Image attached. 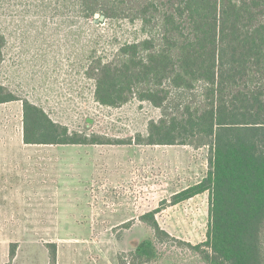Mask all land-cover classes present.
Listing matches in <instances>:
<instances>
[{
  "label": "rangeland",
  "instance_id": "obj_1",
  "mask_svg": "<svg viewBox=\"0 0 264 264\" xmlns=\"http://www.w3.org/2000/svg\"><path fill=\"white\" fill-rule=\"evenodd\" d=\"M99 26L97 31L90 28L71 0H0V33L6 40L0 85L18 99L0 104V158L8 155L3 156V151L9 152L13 161L7 169L27 175L41 166H35V158H42L45 188L44 228L23 229L19 214L11 213V223L0 228V239L18 243L12 264H48L45 244L52 243L57 246V264H128L134 247L150 236L140 217L158 211L157 223L176 241L160 244L164 259L150 264H202L185 245L205 240L210 197L204 192L176 205L171 201L202 181L209 151L183 145H137L135 139L147 137L149 123H157L161 111L135 99L119 108L94 102L93 83L85 76L91 39H98L100 54L111 48L105 40L115 36L130 41L138 27ZM187 99L196 100L194 95L180 93L170 99L169 106L179 108ZM22 100L43 109L70 133L131 140V144L23 147ZM19 178L9 181L10 201L0 193L1 205V200L12 206L20 202L23 183ZM52 186L60 189L55 203L46 194ZM79 189L85 190L86 197L73 195ZM53 205L60 213L51 211ZM29 249L32 255H27Z\"/></svg>",
  "mask_w": 264,
  "mask_h": 264
},
{
  "label": "trees",
  "instance_id": "obj_2",
  "mask_svg": "<svg viewBox=\"0 0 264 264\" xmlns=\"http://www.w3.org/2000/svg\"><path fill=\"white\" fill-rule=\"evenodd\" d=\"M71 5L94 31L102 23L138 26L130 41L105 40L111 48L100 54L98 39H91L85 76L93 83L94 102L119 108L135 99L160 110L162 117L149 123L137 145L209 151L202 181L172 197L171 205L204 192L210 197L205 240L185 246L202 264H264V0H71ZM101 16L103 21L92 23ZM5 46L0 33V65ZM180 93L196 100L171 108L170 99ZM17 100L0 85V104ZM22 116L26 145L131 144L70 133L27 100ZM157 213L140 217L150 236L135 246L128 264L160 262L159 245L176 241L160 228ZM15 248L11 245L7 264ZM46 248L48 264H57L56 245Z\"/></svg>",
  "mask_w": 264,
  "mask_h": 264
},
{
  "label": "crops",
  "instance_id": "obj_3",
  "mask_svg": "<svg viewBox=\"0 0 264 264\" xmlns=\"http://www.w3.org/2000/svg\"><path fill=\"white\" fill-rule=\"evenodd\" d=\"M21 144L23 147H33V145H26L23 143V134H22V141ZM36 146V145H35ZM40 146V145H39ZM9 147V146H8ZM66 147H72V146H66ZM81 147V146H80ZM88 148V146H82ZM11 148V147H9ZM4 158H0V193L3 194V198H7L9 201L12 198L11 192L8 193V190H10L9 181L13 178H19V181L23 183L21 186L22 192H23V197H21L20 202H18L17 206H12L11 202L9 204L7 201L1 200L3 202V207H0V228H7L8 223H11L10 214L11 213H18L19 214V222H20V227L23 229H43L44 228V212H45V202H44V197H45V188H44V173H43V163H42V158H35V166H40V170L38 168L35 169V173L33 174H24L22 171L21 173H13L12 169L7 167L9 166L8 164L13 161V159L9 156L10 153L7 152L5 153L4 151L2 152V155L5 156ZM1 157V156H0ZM26 161V159H24ZM28 160V159H27ZM29 160H32L29 158ZM21 161V159H20ZM23 162H19V165H21ZM19 170V169H18ZM20 171V170H19ZM39 171V173H38ZM11 185V184H10ZM52 186V190L48 191L46 194L50 195L52 198V203H55L57 200H53V198H56L60 195V189L59 187ZM28 194H27V191ZM71 190L70 192H72ZM73 195L76 196H82L86 197L87 193L85 190H74ZM26 195L30 197L32 200V196H34V203H31L32 200L26 199ZM52 207H55L54 205ZM51 211L59 212L60 213V208L51 209ZM9 214V215H8ZM60 227V226H58ZM28 245H37L35 241L32 242H25ZM53 244V243H52ZM11 245H18L17 242H11L8 241L7 239L4 238L0 239V264H7L9 262V253L11 250ZM56 245V244H55ZM33 247V246H32ZM21 248V246H19ZM46 248V244H45ZM57 248V246H56ZM135 248V247H134ZM33 249V248H32ZM47 251V248H46ZM27 255H32L31 249L26 250ZM48 252V251H47ZM57 252V251H56ZM26 255V256H27ZM18 256V253L15 249V257L12 260V262L16 259ZM25 260L29 261L30 257H26ZM32 260V259H30ZM57 261H58V256H57ZM12 262L10 264H12Z\"/></svg>",
  "mask_w": 264,
  "mask_h": 264
},
{
  "label": "water",
  "instance_id": "obj_4",
  "mask_svg": "<svg viewBox=\"0 0 264 264\" xmlns=\"http://www.w3.org/2000/svg\"><path fill=\"white\" fill-rule=\"evenodd\" d=\"M103 17L101 16V17H99V18H96L95 20H94V24H97V23H99V22H101V21H103ZM89 121V120H88Z\"/></svg>",
  "mask_w": 264,
  "mask_h": 264
}]
</instances>
